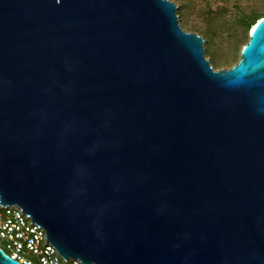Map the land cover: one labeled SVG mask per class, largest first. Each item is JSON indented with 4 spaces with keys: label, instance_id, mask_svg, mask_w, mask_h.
<instances>
[{
    "label": "water",
    "instance_id": "water-1",
    "mask_svg": "<svg viewBox=\"0 0 264 264\" xmlns=\"http://www.w3.org/2000/svg\"><path fill=\"white\" fill-rule=\"evenodd\" d=\"M177 7L0 0V202L65 258L264 264V16L216 69Z\"/></svg>",
    "mask_w": 264,
    "mask_h": 264
},
{
    "label": "rangeland",
    "instance_id": "rangeland-1",
    "mask_svg": "<svg viewBox=\"0 0 264 264\" xmlns=\"http://www.w3.org/2000/svg\"><path fill=\"white\" fill-rule=\"evenodd\" d=\"M177 4L180 25L205 37V55L216 69L237 62L252 26L243 17L264 14V0H172ZM35 262L37 258L28 254Z\"/></svg>",
    "mask_w": 264,
    "mask_h": 264
},
{
    "label": "built area",
    "instance_id": "built-area-1",
    "mask_svg": "<svg viewBox=\"0 0 264 264\" xmlns=\"http://www.w3.org/2000/svg\"><path fill=\"white\" fill-rule=\"evenodd\" d=\"M17 204L0 202V247L25 264H84L63 257L47 240L45 229ZM33 254L35 262L28 254Z\"/></svg>",
    "mask_w": 264,
    "mask_h": 264
},
{
    "label": "trees",
    "instance_id": "trees-1",
    "mask_svg": "<svg viewBox=\"0 0 264 264\" xmlns=\"http://www.w3.org/2000/svg\"><path fill=\"white\" fill-rule=\"evenodd\" d=\"M262 16H264V14L261 15V14L256 13V12H250V13L246 14L242 19L248 26H250V25L253 26L256 23V21L258 19H260V17H262Z\"/></svg>",
    "mask_w": 264,
    "mask_h": 264
}]
</instances>
